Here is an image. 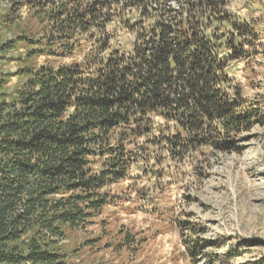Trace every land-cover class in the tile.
I'll use <instances>...</instances> for the list:
<instances>
[{"label": "trees", "instance_id": "obj_1", "mask_svg": "<svg viewBox=\"0 0 264 264\" xmlns=\"http://www.w3.org/2000/svg\"><path fill=\"white\" fill-rule=\"evenodd\" d=\"M229 6L0 0V66L18 62L0 67V264H72L65 229L102 212L143 147L228 150L264 124L232 84L254 30Z\"/></svg>", "mask_w": 264, "mask_h": 264}, {"label": "rangeland", "instance_id": "obj_2", "mask_svg": "<svg viewBox=\"0 0 264 264\" xmlns=\"http://www.w3.org/2000/svg\"><path fill=\"white\" fill-rule=\"evenodd\" d=\"M256 35L246 36L244 57L229 72L241 97L264 111V42ZM17 65L6 58L0 67ZM231 138L228 150L207 144L192 156H171L162 143L135 150L128 176L107 187L110 203L84 228L65 229L70 263H264V124Z\"/></svg>", "mask_w": 264, "mask_h": 264}, {"label": "crops", "instance_id": "obj_3", "mask_svg": "<svg viewBox=\"0 0 264 264\" xmlns=\"http://www.w3.org/2000/svg\"><path fill=\"white\" fill-rule=\"evenodd\" d=\"M234 4L237 6L236 9H233ZM229 7L237 16L250 22L254 32L258 34L256 35L257 40L261 38V41L264 42V0H252L248 1L247 4L239 0H230Z\"/></svg>", "mask_w": 264, "mask_h": 264}]
</instances>
